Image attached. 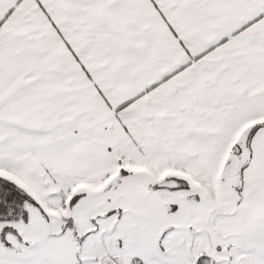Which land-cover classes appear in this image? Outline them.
<instances>
[{"label":"snow or ice","instance_id":"1","mask_svg":"<svg viewBox=\"0 0 264 264\" xmlns=\"http://www.w3.org/2000/svg\"><path fill=\"white\" fill-rule=\"evenodd\" d=\"M0 264H264V0H0Z\"/></svg>","mask_w":264,"mask_h":264}]
</instances>
